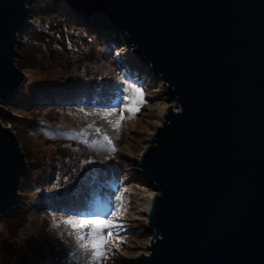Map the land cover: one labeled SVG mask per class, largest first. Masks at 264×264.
I'll use <instances>...</instances> for the list:
<instances>
[{"label":"water","instance_id":"1","mask_svg":"<svg viewBox=\"0 0 264 264\" xmlns=\"http://www.w3.org/2000/svg\"><path fill=\"white\" fill-rule=\"evenodd\" d=\"M60 1L133 45L175 103L132 160L155 193L136 263L264 264V0ZM31 2L0 0V119L26 80L16 60ZM27 169L0 121V217L18 206Z\"/></svg>","mask_w":264,"mask_h":264},{"label":"rangeland","instance_id":"2","mask_svg":"<svg viewBox=\"0 0 264 264\" xmlns=\"http://www.w3.org/2000/svg\"><path fill=\"white\" fill-rule=\"evenodd\" d=\"M29 7L27 25L21 32L29 44L44 36L36 34L41 29L49 27L60 35L63 26H49L53 24L54 15L59 14L70 26L81 28L84 33L68 29L69 25L65 26L62 30L65 42L62 41L63 49L67 51L68 47L70 53L76 57L84 55L86 60L75 62L65 71L50 69L40 63L43 52L39 49L40 54L36 57L38 60L33 69L22 70L26 76L23 87L28 91L18 93L11 118L15 119L18 127L15 136L31 163L27 173L35 172L33 179H40L47 184L40 187L43 192L31 184L29 188H24V193L20 190L19 199L30 205L28 221L14 237L6 233L4 225H0V245L3 243L0 246V264H17L19 254L23 259L29 258L26 264H101L94 260L92 250L79 247L63 220L69 217H108L117 207L122 211L119 222L124 228L119 235L123 242L112 248L102 264H137L136 260L140 256L147 255V247L152 239V234L146 229L145 208L150 203L148 196L155 193L141 182L132 160L137 159L148 146L167 110H175V103L169 102L162 82L132 56L133 45H128L122 36L85 26L60 0H32ZM40 19L45 23H39ZM92 37L96 40H90ZM20 48L19 45L18 51ZM32 51L28 50V53ZM130 86L143 91L144 103L132 118L124 119L119 128H114L112 122L119 118L121 109L128 103L125 97L132 94ZM87 92L91 94L90 99H87L96 103L95 108L102 109L87 118L84 126L78 124L79 118L70 109L74 107L70 106L71 103H68V110L58 112L51 118L45 115L44 110L34 119L27 117L34 111L36 100L45 103L53 95L62 102L69 93V96L81 100L86 98L83 94ZM105 113L111 115L105 118ZM16 114L27 118H17L14 116ZM124 114L126 117L129 115L127 112ZM89 124L93 127L88 128ZM46 125L60 131L86 133L83 135L86 141L83 146L86 148L91 145L90 151L102 146L101 156H93L90 152L92 156L85 159L84 151L73 153L69 168L78 167L74 180L58 183V179L51 178L52 173L61 177L60 171L68 161L57 155L56 148L60 145L55 142L56 139L49 140V136L54 134ZM97 128L99 132L95 131ZM105 135L111 141L110 144L104 140ZM29 179L30 175L26 181L23 180L24 185L32 181ZM46 192L56 195L48 196ZM43 210L50 212L47 222L43 220ZM6 253L11 255L7 256Z\"/></svg>","mask_w":264,"mask_h":264},{"label":"trees","instance_id":"3","mask_svg":"<svg viewBox=\"0 0 264 264\" xmlns=\"http://www.w3.org/2000/svg\"><path fill=\"white\" fill-rule=\"evenodd\" d=\"M28 10L30 11V7L28 6ZM68 15V14H67ZM68 17H71V15L69 14ZM29 18V17H28ZM56 19V21L54 20ZM45 23L44 21H41V19L38 21ZM53 24L50 23L49 26H54L56 25V27H62L61 32H59L60 35H58L57 31H54V29H50L49 27L46 28L45 25V30H40V32H37L36 34H44V36L39 37V39H37L35 41V43H28L24 36L19 34V40H20V50L18 51L19 53V57L16 60V65L20 70L26 69V68H31L33 69L34 64L37 62L36 57H38V54H40V52L42 53V58H40L41 62L45 65H47V67L49 66L50 69H59V70H67L70 69L71 66L75 63V62H82L86 60V56H77L73 55L72 53H70L68 51V47H67V52L66 50H64L62 43L64 42L62 39V35L64 33V30L66 27L68 29L74 30V31H79L82 32L81 28H76L74 27V25L69 24L68 21H65V19H63L61 16H59V14L54 15L53 18ZM64 24V25H62ZM32 32V33H35ZM83 33V32H82ZM84 34V33H83ZM86 36H88L86 34ZM94 37L90 38V40H93ZM94 40H96L94 38ZM93 40V41H94ZM63 41V42H62ZM65 43V42H64ZM31 44H34L35 47ZM61 45V46H60ZM100 46V45H99ZM33 50L31 53H28V50ZM40 49V52L38 51ZM124 72V71H123ZM122 72V73H123ZM67 79H63V81H66ZM28 90L24 89L23 85L21 86L19 92H16L15 96L8 98L4 103H3V107L5 108V114L3 116V118L0 119L1 123L4 126H10L11 130L16 134L17 133V126L15 124V119L11 118L12 112L14 110V104L16 103V97L18 95V93H26ZM70 94V93H69ZM69 94H67L64 98V100L62 102H60V100L58 101L55 97H53V95L50 97H48L46 99L45 103H42L40 101H35L34 106L35 109H33V112H30L28 114L27 117H30L31 119H34L35 117H37L38 114L41 113V111L43 112V110L45 111V115L53 116L57 115V113H61L64 112L65 110H68L69 106L68 103H71L70 106H73V108H70L71 110H74V112L77 113L78 115V124L81 126L86 125V120L87 118H91L92 116H94V113H99L100 109L102 108H95L96 103L92 100H88L91 97V94L84 93L83 95L86 98H80L81 100H77L74 97H72L73 95L69 96ZM88 98V99H87ZM60 102V103H59ZM66 103V105H65ZM17 118H21L23 120H25L27 117L25 116H20L18 114L14 115ZM100 116L104 117L103 115L100 114ZM47 127H49V129H52V133L54 135L49 136V140L51 139H56V143L58 145H60V147L58 146L56 148L57 151V155L62 159V158H67V163H65V168H63L62 166V170L60 171L61 173V177L59 175H56L52 173L53 176H51V178L53 179L56 178V180L58 179V183L62 182L64 180V182L66 181H72L74 180V175L75 172L77 171L78 167L72 168L70 169L69 166L72 164V160H73V153L75 152H81L84 151V157L85 159L87 157H90L97 154V156H101V149L103 148L102 146L99 147H95L93 151H90L92 146H87L86 148L83 146L86 144V141L83 137V135H78L79 132L76 131H60L58 128H53V126H49L46 125ZM54 130H57L54 131ZM104 145V144H103ZM81 150V151H80ZM90 152H92V154H90ZM26 154V161L28 164V169L30 170L31 168V163L29 158H27V153ZM27 169V171H28ZM35 172H30L27 173V175H30V180H32L31 182H29L28 184L26 183L24 185V181L22 182L21 185V189L22 192L24 190V188H29V184H31L30 186L33 187L36 190H38L39 192H43L40 187L41 186H45L47 183L44 182L42 183V180L37 179L34 180L33 176H35L34 174ZM34 174V175H33ZM27 176V177H28ZM47 182L49 181L48 177L46 178ZM26 181V180H25ZM63 182V183H64ZM24 193V192H23ZM43 197V195H41ZM30 205L26 202H24L23 200H20L18 202V206L16 208L11 209L9 212H7L6 214L2 215L0 217V225H4L6 233L9 234L11 237L17 235L18 231H20L22 229V227L24 225H26L27 221H28V217L27 214L30 211ZM50 212L48 210H43L42 216H43V220L47 222L48 218H49ZM1 245H3V243L1 242ZM0 245V246H1ZM8 245L10 246V243H8ZM25 245V244H24ZM12 246V244H11ZM14 247V245L12 246ZM3 251V250H1ZM5 254V251H3ZM15 254H19L18 252H16ZM7 255V253H6ZM11 254L8 253L7 256H10ZM12 257V256H11ZM17 264H26L29 263V258H25L23 259V256L21 254L17 255L16 258Z\"/></svg>","mask_w":264,"mask_h":264},{"label":"snow or ice","instance_id":"4","mask_svg":"<svg viewBox=\"0 0 264 264\" xmlns=\"http://www.w3.org/2000/svg\"><path fill=\"white\" fill-rule=\"evenodd\" d=\"M130 87L132 94L125 97L128 103L121 109L119 118L112 122L114 128H119L124 119L132 118L135 113L140 111V105L144 103L143 91L138 87ZM125 112L129 114L127 117ZM109 115L111 113H105V118ZM92 127V124L88 125V128ZM95 131L99 132L100 129L97 128ZM78 135H86V133L81 132ZM104 140L111 143L106 135ZM121 217L122 211L117 207L108 217H69L63 220V224L71 230L69 234L75 236L79 247L92 250L94 260L102 264L103 260L107 259L112 252V248L118 247L119 243L123 242V238L119 235L124 228L119 222Z\"/></svg>","mask_w":264,"mask_h":264},{"label":"bare ground","instance_id":"5","mask_svg":"<svg viewBox=\"0 0 264 264\" xmlns=\"http://www.w3.org/2000/svg\"><path fill=\"white\" fill-rule=\"evenodd\" d=\"M152 197H153L152 194H150V195L148 196V200H149V202H150V200L152 199ZM148 207H149V205H147L146 208H145V214H146V212H147V210H148Z\"/></svg>","mask_w":264,"mask_h":264}]
</instances>
